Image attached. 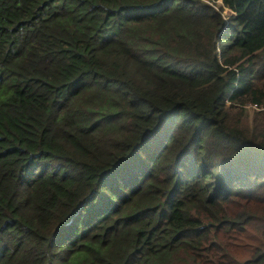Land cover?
Instances as JSON below:
<instances>
[{"label": "trees", "instance_id": "16d2710c", "mask_svg": "<svg viewBox=\"0 0 264 264\" xmlns=\"http://www.w3.org/2000/svg\"><path fill=\"white\" fill-rule=\"evenodd\" d=\"M0 264H264V0H0Z\"/></svg>", "mask_w": 264, "mask_h": 264}, {"label": "rangeland", "instance_id": "374dc122", "mask_svg": "<svg viewBox=\"0 0 264 264\" xmlns=\"http://www.w3.org/2000/svg\"><path fill=\"white\" fill-rule=\"evenodd\" d=\"M227 11H228V10H225L224 13L227 14Z\"/></svg>", "mask_w": 264, "mask_h": 264}]
</instances>
